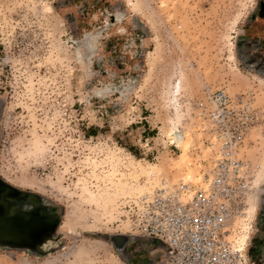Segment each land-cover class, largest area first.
I'll use <instances>...</instances> for the list:
<instances>
[{"label": "rangeland", "instance_id": "obj_1", "mask_svg": "<svg viewBox=\"0 0 264 264\" xmlns=\"http://www.w3.org/2000/svg\"><path fill=\"white\" fill-rule=\"evenodd\" d=\"M259 9L264 0H0V182L53 221L36 248L0 243V264H161L125 212L162 183L199 180L209 151L197 104L219 89L248 128L231 237L264 264Z\"/></svg>", "mask_w": 264, "mask_h": 264}, {"label": "built area", "instance_id": "obj_2", "mask_svg": "<svg viewBox=\"0 0 264 264\" xmlns=\"http://www.w3.org/2000/svg\"><path fill=\"white\" fill-rule=\"evenodd\" d=\"M237 101L219 89L197 104V130L209 151L196 183H162L127 206L128 231L157 243L161 264H256L232 227L246 192L240 158L248 130Z\"/></svg>", "mask_w": 264, "mask_h": 264}, {"label": "water", "instance_id": "obj_3", "mask_svg": "<svg viewBox=\"0 0 264 264\" xmlns=\"http://www.w3.org/2000/svg\"><path fill=\"white\" fill-rule=\"evenodd\" d=\"M7 192L14 191L0 182V217H4L0 221L3 220L5 223H0V243L15 247H38L44 238L43 233L53 229L52 218L43 217L41 220V214L45 211L44 207L22 210L17 201L8 197ZM11 220L14 223L9 229L8 221L11 222Z\"/></svg>", "mask_w": 264, "mask_h": 264}, {"label": "bare ground", "instance_id": "obj_4", "mask_svg": "<svg viewBox=\"0 0 264 264\" xmlns=\"http://www.w3.org/2000/svg\"><path fill=\"white\" fill-rule=\"evenodd\" d=\"M78 221L77 218V214L75 213V211H70L65 218V223L64 226L62 225V227H64L65 229H68V231L72 230L74 227V223ZM67 231V230H66ZM241 239L243 240V235H241ZM246 239H244L245 241Z\"/></svg>", "mask_w": 264, "mask_h": 264}, {"label": "flooded vegetation", "instance_id": "obj_5", "mask_svg": "<svg viewBox=\"0 0 264 264\" xmlns=\"http://www.w3.org/2000/svg\"><path fill=\"white\" fill-rule=\"evenodd\" d=\"M258 15H261L262 17V20L264 19V15H263V13H262V9H259V13H258Z\"/></svg>", "mask_w": 264, "mask_h": 264}]
</instances>
